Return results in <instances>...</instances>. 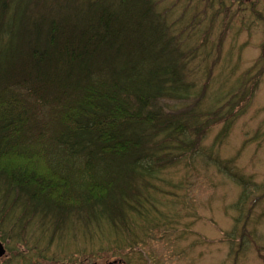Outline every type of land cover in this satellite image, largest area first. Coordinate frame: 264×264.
Instances as JSON below:
<instances>
[{
    "label": "trees",
    "instance_id": "16d2710c",
    "mask_svg": "<svg viewBox=\"0 0 264 264\" xmlns=\"http://www.w3.org/2000/svg\"><path fill=\"white\" fill-rule=\"evenodd\" d=\"M168 1L0 0V228L12 231L8 240L35 222V244L47 230V245L96 239L116 264H154L143 240L161 226L158 197L173 196L163 188L178 187L166 174L198 161L239 186L232 219L245 231L264 183L233 173V160L203 142L216 124L227 130L251 81L240 82L226 114L205 107L207 85L196 75L211 27L200 34V20L174 14L179 0ZM99 250L51 261L87 264Z\"/></svg>",
    "mask_w": 264,
    "mask_h": 264
},
{
    "label": "rangeland",
    "instance_id": "374dc122",
    "mask_svg": "<svg viewBox=\"0 0 264 264\" xmlns=\"http://www.w3.org/2000/svg\"><path fill=\"white\" fill-rule=\"evenodd\" d=\"M175 1L169 0L168 3L175 4ZM174 10V14L183 13L182 16L189 21L191 18L192 21L200 20L197 27L200 34L208 25L211 27L205 49L209 55L200 64L196 75L201 80L198 86L202 83L207 85L205 107L212 110L220 108V114H226L225 104L230 101V96L234 94L238 97L240 82L250 79L246 89L251 97L238 101L225 132L224 122L209 130L203 146L224 161L233 160L232 172L236 175L262 185L264 22L258 20L256 14L260 13L264 18V0H213L212 3L211 0H192L187 7L185 0H179ZM260 71L262 74L256 79ZM254 82L256 88L251 92ZM258 133L262 134L256 136ZM166 178L178 187L163 188V191L172 192L173 196L158 197V209L163 214L159 221L161 226L151 237L143 240L147 244L143 250L152 257L154 264H264V201L257 203L253 209L250 205V213L245 217V231L238 230L237 226L233 236V205L239 197L240 188L229 176L198 161L192 170L179 169L177 173L172 170ZM192 211L195 218L191 216ZM20 227L12 229L18 241L8 240L12 231L5 229L2 232L3 228H0V243L5 249L0 264H59L51 259L65 260L73 256L76 249L83 248L88 253L99 248L103 250H99L100 255L96 253L92 256L87 264H116L118 260L105 254L108 249L106 242L99 243L94 239L85 244L81 239L78 244L63 241L60 245H47L45 242L49 234L46 230L41 231L44 244H35V231H40L38 224L34 222L27 230H19ZM251 233L253 237H250ZM232 236V241H229L227 237ZM240 241L245 244L243 251L237 249ZM235 250L238 256L234 255ZM43 254L45 258H42ZM75 262L85 264L84 259ZM65 264L72 263L65 261Z\"/></svg>",
    "mask_w": 264,
    "mask_h": 264
},
{
    "label": "water",
    "instance_id": "95a60500",
    "mask_svg": "<svg viewBox=\"0 0 264 264\" xmlns=\"http://www.w3.org/2000/svg\"><path fill=\"white\" fill-rule=\"evenodd\" d=\"M5 256V249L3 245L0 243V259Z\"/></svg>",
    "mask_w": 264,
    "mask_h": 264
}]
</instances>
